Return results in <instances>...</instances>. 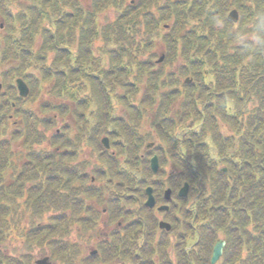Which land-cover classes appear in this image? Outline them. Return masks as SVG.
<instances>
[{"label": "trees", "instance_id": "16d2710c", "mask_svg": "<svg viewBox=\"0 0 264 264\" xmlns=\"http://www.w3.org/2000/svg\"><path fill=\"white\" fill-rule=\"evenodd\" d=\"M0 24V243L18 236L63 264H210L221 237L216 264H264V0H0ZM18 76L27 99L17 96ZM43 81L39 116L27 101ZM91 105L98 108L84 116ZM50 113L74 122L46 146ZM17 145L29 149L20 169ZM84 148L96 152L99 185L87 161L72 166ZM183 182L188 198L178 200L182 222L173 223L180 240L157 236L152 212L127 210L141 206L146 185L160 200L163 186L176 191ZM92 198L122 224L80 259L72 225L89 239L100 219ZM20 206L32 218L52 215L18 232ZM5 262L28 264L0 252Z\"/></svg>", "mask_w": 264, "mask_h": 264}, {"label": "rangeland", "instance_id": "374dc122", "mask_svg": "<svg viewBox=\"0 0 264 264\" xmlns=\"http://www.w3.org/2000/svg\"><path fill=\"white\" fill-rule=\"evenodd\" d=\"M107 16H109V18H111V13L107 14ZM161 51H162L161 45L160 44H157V46L154 48V52L158 53L159 56H160L161 55V53H160ZM13 80H14V78H13ZM46 82L47 81L40 82V85L41 86L39 88V92L36 94V97L35 98H32L31 100H28L27 101L28 102L27 103V106L30 107V109H32L34 112H36V114L39 115V116H40V114H39V111H38V107H40L41 104L45 100H48V98L45 97L46 94H44L45 93V90H47V84H46ZM43 89H44V92H43ZM114 101L115 100L113 99L111 101V103L114 102ZM97 108L98 107L96 105H91L89 107V109L84 112V116H87L91 110H94V109H97ZM49 116H51V114ZM51 118L55 121V126L56 127H54L53 129L47 130V132H45L46 136H49V133H51L52 130H55L57 128H60V126L62 124H66V122H68V121H71V123L74 122V118L71 115H69L64 120L61 119V118H56L55 116H52ZM17 119H20V117H18ZM83 157H86V159H88V162H89L88 164H92L91 161L92 160H95L94 155H91L90 153H86V151H82L80 153V155L76 159H74L72 161H76V160H78L80 158H83ZM47 216H48V214L44 215L42 217V220L45 221ZM28 222H29L28 220H22L21 221V226L23 228L27 227L28 226ZM20 244H22V243L21 242H15V241H12L10 243L9 242H5V243H3V246L1 247V249H4L5 247H7L9 249V251H12L13 249L17 248L15 254H19L20 252L24 251L23 250V247ZM43 251H40L39 249L34 248L31 253L34 256V259H36V258H40V256H42V255L45 254V252H43ZM3 252L5 253V251H3ZM54 264H59V263L54 262Z\"/></svg>", "mask_w": 264, "mask_h": 264}, {"label": "water", "instance_id": "95a60500", "mask_svg": "<svg viewBox=\"0 0 264 264\" xmlns=\"http://www.w3.org/2000/svg\"><path fill=\"white\" fill-rule=\"evenodd\" d=\"M228 18L231 19L233 22H237V19H238L237 18V12L235 10H232L228 14ZM15 84H16L19 95L21 97H26L28 94V88H27L26 84L22 81V79H20V78L16 79ZM150 165H151V169L153 170V172H156L157 171V160H156L155 156H153L151 158V164ZM186 190H187V184H184V186L179 191V195L185 196ZM146 193H147L148 197H147V200L145 202V205L152 206L154 203V200H153V197L151 195V189L147 188ZM165 199H169V191L168 190L165 192ZM158 209L159 210L166 209V206L159 207ZM159 226L160 227H166L167 229L169 228L168 224L163 223V222H160ZM223 245H224V241H222V240H217L216 243L214 244L213 250H212V256H211V263L212 264H214L218 260V258L220 257ZM44 260L40 261V263L42 264L43 262H45Z\"/></svg>", "mask_w": 264, "mask_h": 264}, {"label": "flooded vegetation", "instance_id": "af4514ba", "mask_svg": "<svg viewBox=\"0 0 264 264\" xmlns=\"http://www.w3.org/2000/svg\"><path fill=\"white\" fill-rule=\"evenodd\" d=\"M163 218H164V216L163 215H160V214H158L157 216H156V220H159V219H162L163 220ZM119 225V223H117V226Z\"/></svg>", "mask_w": 264, "mask_h": 264}]
</instances>
